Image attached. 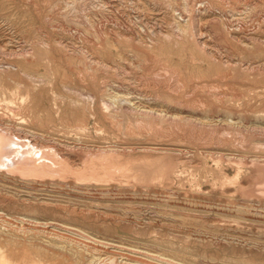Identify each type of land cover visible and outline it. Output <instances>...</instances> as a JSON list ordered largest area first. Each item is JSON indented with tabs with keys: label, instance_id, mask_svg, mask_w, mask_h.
I'll use <instances>...</instances> for the list:
<instances>
[{
	"label": "rangeland",
	"instance_id": "374dc122",
	"mask_svg": "<svg viewBox=\"0 0 264 264\" xmlns=\"http://www.w3.org/2000/svg\"><path fill=\"white\" fill-rule=\"evenodd\" d=\"M101 1L102 7L92 0H0V127L14 135L5 136L8 152L1 155L0 212L14 224L23 217L78 226L100 240L166 252L181 263L264 264V182L259 183L264 172L245 164L254 155L264 156V136L251 128L253 120L264 121V47L253 51L229 36L264 40V0H194L208 6L195 10L203 28L198 40L218 56L252 62L255 68L247 70L212 61L190 38H182L183 46L174 43L180 34L172 22L184 20L164 0ZM211 17L216 18L209 23ZM161 32L172 33L171 39ZM11 48L31 53L16 58L6 54ZM89 58L120 65L117 71L98 70L92 82L84 71ZM17 66L42 80L33 81ZM177 67L193 86L173 91L149 80L158 69L167 73ZM103 82L106 92L126 90L132 101L148 105L141 109L209 114L217 129L204 133L196 125L183 134L168 122L141 125L128 109L89 102L86 94H96L98 101ZM206 86L228 95L218 100ZM232 94L236 99L229 98ZM196 99L210 106H194ZM225 116L236 121L235 133L223 130L220 117ZM240 154L248 158L238 161ZM234 161L242 187L228 180L236 174ZM236 208L247 210L245 217ZM1 230L12 253H48L47 246L55 245L28 229Z\"/></svg>",
	"mask_w": 264,
	"mask_h": 264
},
{
	"label": "bare ground",
	"instance_id": "6f19581e",
	"mask_svg": "<svg viewBox=\"0 0 264 264\" xmlns=\"http://www.w3.org/2000/svg\"><path fill=\"white\" fill-rule=\"evenodd\" d=\"M90 1V0H89ZM146 1V0H143V2ZM151 1V0H150ZM154 1V0H152ZM158 1H161V0H158ZM163 1V0H162ZM88 2V1H87ZM93 2V5H96V4H99L98 6H103V1L101 0H92ZM164 2L166 4H168V6L170 7V9H173L174 11H177L176 14H179L180 18L182 20H184L183 22H180V21H173L172 22V25L173 27H175L176 30H174L176 33L178 32V34L180 35H177L179 37V39H174V43H179L183 46V39L184 38H190L192 40V42L196 45V47L201 51V52H204L205 55L208 54V56L210 57V59L212 61H215L219 64H224V65H227L228 68H236V65H240L241 69L243 70H247V69H253L255 68L254 66H252V62H248V61H244L243 58H240L239 56L236 57L235 56V59L233 57V55L231 57H233V59H230L229 57H223V56H218L216 53L214 52H210V51H207V49H209V47L207 48V44L205 41H200L198 40L197 38V35L201 37V34L203 33L202 30V22H201V18L200 16H196L197 12L196 11H199V10H206L208 9V6L205 4V3H202L201 1H195L193 0V4L191 3L190 0H164ZM67 3V2H66ZM85 3V2H84ZM136 3V1H135ZM148 3V2H147ZM146 3V4H147ZM161 3V2H160ZM164 3V4H165ZM196 3H198V5H196ZM207 3V2H206ZM153 4V3H152ZM163 4V5H164ZM140 5V3H139ZM138 5V7H139ZM162 5V4H161ZM101 6V7H102ZM142 6H144L142 4ZM160 6V5H159ZM167 6V5H166ZM195 6V7H194ZM145 8V7H144ZM166 8V7H164ZM96 9V8H95ZM167 9V8H166ZM169 9V11H170ZM168 10V9H167ZM173 10H171L173 12ZM196 10V11H195ZM213 13V12H212ZM176 17V16H175ZM216 18V17H215ZM214 17H211L209 18V23L210 21L212 20H215ZM175 19V18H174ZM204 19H205V15H204ZM219 19V18H218ZM217 19V20H218ZM177 20V19H176ZM181 20V21H182ZM206 20V19H205ZM142 21V20H141ZM140 21V22H141ZM170 22V21H169ZM207 22V20H206ZM223 23V22H222ZM123 24V23H122ZM148 25V24H147ZM208 25V23H207ZM227 26V25H226ZM142 30H145V27L142 25ZM170 27V26H169ZM205 27V26H204ZM153 30V28H152ZM155 30V29H154ZM139 31V30H138ZM141 31V29H140ZM161 31V30H159ZM205 32V31H204ZM164 34L165 38L167 39H171V34L170 33H164V32H161V34ZM158 34V33H157ZM157 34L154 33V35L156 36L155 38L158 39L160 38ZM139 35V34H138ZM162 36V35H161ZM229 36L231 37V39H235V41L245 47V48H248L250 50L253 49L256 50L257 47L261 46V47H264V40H261L259 39V36H235L233 34H229ZM127 37V36H126ZM134 37V36H132ZM142 37V36H141ZM146 37V36H144ZM143 37V38H144ZM148 37V36H147ZM183 38V39H182ZM128 39V37H127ZM141 39V38H140ZM150 39H153V37L151 36ZM136 40V39H135ZM155 40V39H154ZM153 40V41H154ZM140 41V40H138ZM137 41V42H138ZM142 41L144 42V40H141V44H142ZM148 41V40H146ZM145 41V42H146ZM152 41V40H151ZM158 41V40H157ZM157 41H154V42H157ZM160 41L162 42L163 40L160 39ZM150 42V41H149ZM153 42V43H154ZM43 43V42H42ZM136 43V42H135ZM185 43V42H184ZM188 43V42H187ZM190 43V42H189ZM44 44V43H43ZM112 44V43H111ZM108 43V47L109 49H111V47L113 46V44L111 45ZM152 44V43H150ZM3 45V44H2ZM7 45V44H6ZM5 45V46H6ZM45 46H47V44H44ZM136 45V44H135ZM140 45V44H139ZM155 45V44H154ZM166 45V44H165ZM175 46V45H174ZM190 46V45H189ZM7 47V46H6ZM134 47V46H133ZM151 47V46H150ZM192 47V46H191ZM190 47V49H191ZM140 48V47H139ZM143 48V47H142ZM152 48V47H151ZM162 48V47H161ZM167 48V47H166ZM177 48V47H176ZM185 48V47H184ZM193 48V47H192ZM8 49V48H6ZM6 49H4L5 51H7ZM14 49V48H13ZM148 49V48H147ZM160 49V48H159ZM164 49V48H163ZM180 49V48H179ZM1 50V49H0ZM12 50L9 49L8 52H6L7 55H10L12 54L11 56L13 57H16L18 58V56H25L27 57V54L31 53V52H28L27 49H17L18 51H10ZM130 50V49H129ZM132 50V49H131ZM145 50V49H144ZM166 50V49H165ZM133 51V50H132ZM154 51V50H153ZM152 51V53H153ZM190 51V50H188ZM192 51L195 52V50L193 49ZM137 52V51H136ZM146 52V51H145ZM148 52V50H147ZM151 52V51H150ZM163 52V51H162ZM2 54L5 53L4 51L1 52ZM130 53H133V52H130ZM156 53V52H155ZM198 53V52H197ZM1 54V56H2ZM136 54V53H135ZM154 54V53H153ZM162 54V53H161ZM160 54V55H161ZM173 54V53H172ZM194 54V53H193ZM33 55V54H32ZM152 55V54H151ZM191 55V54H190ZM195 55V54H194ZM200 55V54H199ZM236 55V54H235ZM239 55V54H237ZM130 56V55H129ZM132 56V55H131ZM136 56V55H135ZM142 56V55H141ZM154 56H157L154 54ZM153 56V57H154ZM230 56V54L228 55ZM25 57V59H26ZM99 57V56H98ZM123 57V56H121ZM120 57V58H121ZM138 57V56H137ZM129 58V57H128ZM131 58V57H130ZM129 58V59H130ZM140 58V57H139ZM155 58V57H154ZM208 58V57H207ZM103 59V58H102ZM127 59V60H129ZM134 59V58H133ZM138 59V58H137ZM153 59V58H152ZM159 59V57H158ZM90 60V61H89ZM126 60V59H125ZM136 60V58H135ZM153 60H156V59H153ZM162 60V59H161ZM160 60V61H161ZM123 61V60H122ZM132 61V60H131ZM137 61V60H136ZM158 61V60H157ZM156 61V62H157ZM120 62V60H119ZM145 62V61H144ZM161 62H165V61H161ZM161 62H157V63H160L162 64ZM82 63V61H81ZM117 63V61H116ZM129 63V62H128ZM131 63V62H130ZM134 63V62H132ZM131 63V64H132ZM136 63V62H135ZM139 63V60L137 62V66H140ZM154 63V62H153ZM118 64V63H117ZM116 64V65H117ZM144 64V63H143ZM168 64V63H167ZM166 64V66H168ZM4 65V64H3ZM9 65V63H8ZM112 63H110V61H106V60H100V59H96L95 58H89L88 61L85 59L84 61V71L86 72V74L89 76V78L92 80V82L97 78L96 77V73L98 70H109L110 68L116 70V68L118 66H116ZM120 65V64H118ZM133 65V64H132ZM174 65V64H173ZM2 66V65H1ZM7 66V65H6ZM12 66V65H11ZM124 66V65H123ZM137 66L135 65L134 68H137ZM142 66V64H141ZM122 67V66H121ZM144 67V65H143ZM154 67V66H152ZM164 67V66H163ZM172 67V66H171ZM168 66V68H171ZM257 67V66H256ZM16 68L19 69V71L25 75L26 77L32 79L33 81H41L42 78L41 77H38L34 74H30L29 72H26L24 71L20 66H17ZM120 68V67H119ZM125 68V67H124ZM131 68V66H130ZM156 68V67H155ZM1 69V68H0ZM4 69V68H3ZM8 69V68H7ZM123 69V68H122ZM132 69V68H131ZM172 69V68H171ZM125 70V69H124ZM134 70V69H133ZM138 70V68L136 69ZM160 70H161V67H160ZM166 70V69H165ZM183 70V69H182ZM202 70V68H201ZM117 71V70H116ZM123 71V70H122ZM126 71V70H125ZM191 71V70H190ZM108 72V71H107ZM110 72V71H109ZM108 72V73H109ZM112 72V71H111ZM155 72V71H154ZM166 72V71H164ZM82 73V71H81ZM118 73V72H117ZM126 73V72H125ZM128 73V71H127ZM150 73V72H148ZM84 74V73H83ZM111 74V73H110ZM189 74V73H188ZM85 75V74H84ZM117 75V74H116ZM127 75V74H125ZM225 75V74H224ZM83 76V75H82ZM124 76V75H123ZM143 76V75H142ZM192 76V75H191ZM149 77V76H148ZM194 77V76H193ZM226 77V76H225ZM83 78V77H82ZM85 78V77H84ZM104 78V77H103ZM141 78V77H140ZM146 77H144L145 79ZM198 78V77H197ZM203 78V77H202ZM189 77H186V75H184L183 73H181L179 70H178V67H177V70L176 68L173 69V71H170V72H167V73H161L159 72V69H158V72L154 73V75H151V77L149 78V80L151 81V83L156 86V85H159V86H162L164 89L167 88L169 90H173V91H176L177 89L179 90V87H186V86H190L193 84H190L191 82H189ZM194 79V78H193ZM106 80V78H105ZM201 80V79H200ZM104 81V80H103ZM107 82V81H106ZM128 82V81H127ZM18 83V82H16ZM113 83V82H112ZM144 83V82H143ZM148 83V82H147ZM146 83V84H147ZM150 83V82H149ZM21 84V83H20ZM111 84V83H109ZM122 84V83H121ZM139 84V83H138ZM106 83L103 82L100 86V94H101V97L98 98L99 100L97 101V96L96 94L94 93H87V98L89 99V102L91 104H95V102L100 105V106H120V108L122 109H128L127 111H129L130 113H134L135 114V117L134 120L139 123V124H148L149 126H155L157 123H161V122H168L169 125H172V126H176L177 129L178 127H180L181 129V132L184 134V133H191V128L195 129V126H199L201 127V129L199 128L200 131L204 132V133H207L208 131H212L215 129H217V123H213L212 120H211V115L209 114H200L199 117H193L192 115H183L182 113H180V111L176 110L174 112H167L166 110H163V109H158L157 107L156 108H153V107H150V108H147V109H141L142 106H147L148 105H144L143 104V101H141L139 98L138 100L136 101H132L130 99V97L128 98V96H126L125 94L128 93V91L126 90H123V92H126L125 94L124 93H120L118 91L120 90H116V91H112V90H115L112 89L111 92L109 90V92H106L108 89L105 87ZM107 86V85H106ZM110 86V85H109ZM108 86V87H109ZM158 86V87H159ZM121 87V86H120ZM157 87V86H156ZM201 87V86H200ZM208 87L209 89V92H215V96L216 99L218 100H225L226 98V95H228L227 92H222L220 91L219 89L212 87V86H206ZM234 87V86H233ZM96 88V87H95ZM193 88V87H192ZM191 88V89H192ZM73 89V88H72ZM158 89V88H157ZM177 90V91H178ZM184 90V89H183ZM223 90H226V89H223ZM188 92L185 90V93ZM208 92V93H209ZM210 92V93H211ZM191 93V92H190ZM129 94V93H128ZM149 94V93H148ZM183 94V93H182ZM230 94V93H229ZM81 95L83 96V94L81 93ZM213 95V94H212ZM84 97H85V94H84ZM157 97V95H156ZM159 97V96H158ZM161 97V96H160ZM229 97V96H228ZM155 98V97H154ZM229 98H233V99H236V95H233L232 94V97H229ZM161 99V98H160ZM195 98H193L192 100L194 101ZM165 99H163L164 101ZM171 100V99H170ZM172 101V100H171ZM158 102V101H157ZM165 102V101H164ZM174 102V101H173ZM185 104H188L189 101L187 99H184L183 101ZM171 103V102H170ZM183 103V105H184ZM208 103V102H207ZM205 103L203 100L201 99H196V104L194 106H210L209 104ZM210 103V102H209ZM165 104V103H164ZM175 104H177L175 102ZM237 104H239V102L237 101ZM182 105V104H181ZM156 106V105H155ZM159 106V104H158ZM165 106V105H164ZM186 106V105H185ZM188 106V105H187ZM190 106H193L192 104H190ZM205 108V107H204ZM105 109V107H104ZM108 109V107H107ZM115 109V108H114ZM172 110V109H171ZM107 111V110H106ZM223 116V115H222ZM119 118V117H118ZM238 118V117H237ZM219 119V118H218ZM155 120H158V122H155ZM240 120V119H239ZM242 120V119H241ZM220 121L222 122H225V125H224V128L223 130L227 131V132H230V133H235L234 131L237 130V126H235L236 124V121L234 123V121H231V118L229 116H225L224 118H221L220 117ZM216 122V121H215ZM221 123V122H220ZM243 123V122H242ZM253 123V124H252ZM252 129L254 131H257L259 132L260 136H264V126H261V125H264V121H255L253 120L252 122ZM244 124V123H243ZM1 125V124H0ZM219 125H222V124H219ZM159 126V125H158ZM171 126V127H172ZM235 126V127H233ZM239 126V124H238ZM242 126V125H240ZM10 127V126H9ZM9 127H5V129H8ZM168 127V126H167ZM175 127V128H176ZM232 127V128H231ZM239 128V127H238ZM241 128V127H240ZM15 129V128H14ZM157 129V128H156ZM174 129V128H173ZM257 129V130H256ZM3 127H0V162L5 164V160H2L3 158H1V155L2 153L6 151L7 149V146H6V143L4 144V142H6L5 140V136L9 135L10 136H14V135H11L10 133H5V131H3ZM12 130V128L10 129ZM16 130V129H15ZM219 130V129H218ZM222 130V129H221ZM243 130V129H242ZM17 131V130H16ZM194 131V130H193ZM246 131V130H244ZM252 131V132H254ZM8 132H11L8 130ZM241 132V131H240ZM249 132V131H248ZM257 132V133H258ZM200 133V132H199ZM216 133V132H215ZM239 133V132H238ZM21 134V133H20ZM19 134V135H20ZM38 134V133H37ZM18 136H15L17 139H18ZM218 135V134H217ZM226 135V134H225ZM21 136V135H20ZM212 136V135H211ZM246 136V135H245ZM248 136V135H247ZM36 137V136H35ZM14 138V140L16 139ZM27 138V137H26ZM16 139V140H17ZM45 139V138H44ZM243 139V138H242ZM8 140H12L11 139H8ZM38 140H40L38 138ZM36 141V140H35ZM217 141V140H216ZM246 141V140H245ZM259 141V140H258ZM218 142V141H217ZM254 142V141H253ZM15 143V141H14ZM34 143V142H33ZM251 143V142H250ZM259 143V142H258ZM261 143V142H260ZM11 145V144H10ZM35 145V144H34ZM252 145H255L257 146L258 148L260 147L259 144L257 143H252ZM262 147H264V144H261ZM254 146V147H255ZM15 148V147H14ZM33 148V147H32ZM262 149V148H261ZM5 150V151H4ZM12 150V148H11ZM102 150V149H101ZM8 152V150L6 151ZM10 152V151H9ZM3 153V154H4ZM207 153H210L211 155L213 153H215V156H219V155H222L220 151H215L214 150H209ZM230 153V152H229ZM11 154L9 153V156ZM37 155V154H36ZM214 155V154H213ZM4 156V155H3ZM6 156V154H5ZM237 156V155H236ZM229 158H231V156H228ZM68 158V157H67ZM248 157L244 154H240L239 156H237V160L238 161H241L242 159L246 160ZM27 159V158H26ZM65 159V158H64ZM69 159V158H68ZM71 159V158H70ZM67 160V159H66ZM236 160V157L235 159ZM236 160V161H237ZM69 161V160H68ZM72 161V160H71ZM237 161V162H238ZM235 162V161H234ZM242 162V161H241ZM245 163V162H244ZM243 163V164H244ZM237 163L235 162V165ZM239 164V163H238ZM237 164V165H238ZM247 164L248 166L249 165H252L255 167L256 170H258L259 172H264V156H253V157H250L247 162L245 163ZM244 164V165H245ZM236 165L237 169H236V174L231 177L229 182H233L237 185H241V180H240V177H239V168L238 166ZM246 166V165H245ZM121 169V168H120ZM243 169V168H242ZM77 170V169H76ZM224 175V174H223ZM227 178V177H226ZM82 181V180H81ZM264 182V180H261L259 181V183H262ZM160 183V182H159ZM236 185V186H237ZM234 186V184H233ZM239 186V187H240ZM235 188V187H234ZM258 188V187H257ZM259 190V188H258ZM257 189H254L252 190L251 192H257L258 191ZM261 190V189H260ZM264 191V190H262ZM246 192V190H245ZM259 193V191H258ZM1 196V195H0ZM264 197V196H262ZM259 198V197H257ZM13 199V198H12ZM46 201V200H45ZM50 202V201H49ZM60 205V204H59ZM62 206V205H61ZM76 208V207H75ZM84 208V207H83ZM249 208V207H248ZM236 211H238L239 213H242L240 214L239 216L240 217H245L244 216V212H246L247 210L245 209H241V208H236L235 209ZM87 211V210H86ZM235 211V212H236ZM68 212V211H67ZM19 219V222L21 224H19V222H17V224L13 223L11 221V218H8L6 219V216L4 214H2V212H0V232H2L1 230V227L5 228V230H11V229H15L16 227H19L21 228V230H30L32 231V234L33 232L34 233H38V234H41L42 236H45L47 237L46 239L50 242H52L53 244H55L53 247H49L47 246L50 250L48 253H45V252H39V251H30L27 252V251H22V252H13L12 253V249H10V245L9 243L5 242L1 237H0V264H66L65 261H68L67 264H195V260H185V259H180L182 261L185 260V263L184 262H177V261H173V257L172 256H168V254L166 252H152V251H147V249L145 251H142V250H138V249H135V248H131L129 249L128 248H125L123 247V245H117V244H114L112 243V241H108V240H100L98 239L97 237L95 236H91V235H95V232H89V231H86V230H83L82 228H77L76 229H81L80 231L76 230L75 228H72L71 227H65V226H61V225H58V224H55L53 222H49V221H40L36 218H18ZM17 219V220H18ZM57 222V221H56ZM60 223V222H59ZM64 230V231H63ZM13 231V230H12ZM202 231V230H200ZM205 231V230H204ZM10 232V231H9ZM18 232V231H17ZM68 232V233H66ZM85 232H87L89 235L85 234ZM206 232V231H205ZM209 232V231H207ZM21 233V232H20ZM24 233V232H22ZM28 234V232H26ZM18 234V233H17ZM25 234V233H24ZM2 235V234H0ZM41 236V237H42ZM102 238V237H101ZM224 239V238H223ZM226 239V238H225ZM12 240V239H11ZM7 241H10L7 239ZM13 242V241H12ZM219 242V241H218ZM131 243V242H130ZM9 245V246H8ZM15 245V243H14ZM159 245V244H157ZM57 246V247H56ZM167 246V245H166ZM43 247V246H42ZM41 247V248H42ZM22 249V248H21ZM34 249V248H33ZM140 249V248H139ZM38 250V249H37ZM47 252V251H46ZM50 253V254H49ZM16 254V255H15ZM18 254V255H17ZM175 255V254H174ZM55 256H59V260L57 259V261H54L52 260L51 258H55ZM168 256V257H167ZM171 257H172V260H171ZM52 260V261H51ZM56 260V259H55ZM175 260V259H174ZM55 263H54V262ZM187 261V262H186Z\"/></svg>",
	"mask_w": 264,
	"mask_h": 264
}]
</instances>
